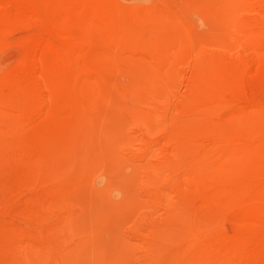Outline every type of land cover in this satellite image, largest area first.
<instances>
[{"label": "rangeland", "instance_id": "374dc122", "mask_svg": "<svg viewBox=\"0 0 264 264\" xmlns=\"http://www.w3.org/2000/svg\"><path fill=\"white\" fill-rule=\"evenodd\" d=\"M0 264H264V0H0Z\"/></svg>", "mask_w": 264, "mask_h": 264}]
</instances>
